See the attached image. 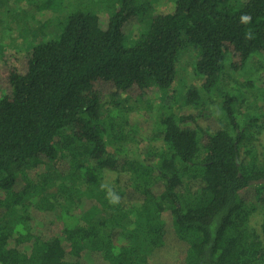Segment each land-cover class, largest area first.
Masks as SVG:
<instances>
[{
  "label": "trees",
  "instance_id": "16d2710c",
  "mask_svg": "<svg viewBox=\"0 0 264 264\" xmlns=\"http://www.w3.org/2000/svg\"><path fill=\"white\" fill-rule=\"evenodd\" d=\"M32 1L58 16L22 65L0 56V264H264V145L241 154L264 135V89L245 91L258 90L248 73L264 57V0H170L168 12L153 0ZM188 46L202 83L171 100ZM226 67L243 83L215 94ZM153 94L163 104L144 138L135 120L101 117L108 98L131 113V97L151 116Z\"/></svg>",
  "mask_w": 264,
  "mask_h": 264
},
{
  "label": "rangeland",
  "instance_id": "374dc122",
  "mask_svg": "<svg viewBox=\"0 0 264 264\" xmlns=\"http://www.w3.org/2000/svg\"><path fill=\"white\" fill-rule=\"evenodd\" d=\"M55 2H61L62 0H54ZM154 8L159 12H168L172 9L173 3L170 0H153ZM242 0H221V3H225L227 5L234 4L239 5ZM32 0H10L9 1V10L5 12L3 10L0 11V56L4 57L7 63L11 66L14 65H22V58L25 54V51L31 45L40 43L44 40L52 38L54 34V28L52 25L49 27H45V21H54L58 14L55 11H42L38 12L33 6ZM98 15L102 22H104L107 18V15L103 12L101 7H98ZM60 18L57 19V23L61 22L65 23V15L60 13ZM63 15V17H62ZM64 19V20H63ZM63 20V21H62ZM61 24V25H62ZM140 26L135 23L130 28H127L125 33L128 40H133L137 37L139 33ZM53 39V38H52ZM196 55V49L193 46H188L180 55L178 63H177V75L176 81L173 87H171L168 98L173 100L180 96L181 100H183L182 96L185 90L194 87L201 86V80L196 76L193 70L194 58ZM0 57V59L2 58ZM254 64V70H251L248 75L258 78L256 81V85L258 90H245L249 95H256L264 89V57L255 56L252 61ZM2 61L0 60V70L2 68ZM260 69H263L260 71ZM242 74V72H240ZM244 76L231 74V69L226 67L225 75L223 76L219 86L215 90V94H221L226 89H229V86H235L234 84L243 83ZM254 78V80L256 79ZM2 95V90L0 88V96ZM132 101L127 103L124 107H132L133 111L131 113L127 112V110H116L113 105V98H108L105 102L104 107L101 111V117L104 118L103 121H106L107 115H113L122 120L124 117L127 119L131 125H139L136 126V130L141 132L139 138H144L143 132H150L155 123V116L159 113V106L163 103L160 101V97L158 94H153L151 98H153V108L154 111L146 116L145 102H142L135 97H131ZM135 98V99H134ZM114 100L119 101V97H115ZM219 97H215L213 101L208 102L206 105L207 112L205 116L207 120H213V117L217 115L218 112V103ZM251 100V99H250ZM180 104V103H178ZM169 105V103L165 104ZM123 115V118H122ZM213 116V117H212ZM242 118H247L245 114H242ZM137 123L135 125L134 123ZM204 121V120H203ZM202 122V121H200ZM204 124V123H202ZM205 124H210L207 122ZM247 145V144H245ZM262 145H264V135L259 138L258 141L254 143V145L245 146L241 148V154L243 159H248L246 153H244L245 148H253V150L262 151ZM124 144L121 142H113L112 146H109V151L113 152L115 147L123 148ZM116 150V149H115ZM60 164V160L57 159L53 166L57 167ZM36 174V173H35ZM116 179V174L113 172H105V183L107 185H114ZM128 182H122L120 184L121 189H126L128 187ZM57 214L60 212V209H56ZM261 216H257L255 222L260 220ZM84 224V223H82Z\"/></svg>",
  "mask_w": 264,
  "mask_h": 264
},
{
  "label": "clouds",
  "instance_id": "9594fccd",
  "mask_svg": "<svg viewBox=\"0 0 264 264\" xmlns=\"http://www.w3.org/2000/svg\"><path fill=\"white\" fill-rule=\"evenodd\" d=\"M240 20L242 23H249L251 20L250 15L244 14L240 17ZM246 39H251L252 38V33L248 32L245 35ZM109 201L110 204L116 205L120 202V197L111 189L108 190V196L106 197Z\"/></svg>",
  "mask_w": 264,
  "mask_h": 264
},
{
  "label": "water",
  "instance_id": "95a60500",
  "mask_svg": "<svg viewBox=\"0 0 264 264\" xmlns=\"http://www.w3.org/2000/svg\"><path fill=\"white\" fill-rule=\"evenodd\" d=\"M260 182H263V181L260 180L259 183H260Z\"/></svg>",
  "mask_w": 264,
  "mask_h": 264
}]
</instances>
